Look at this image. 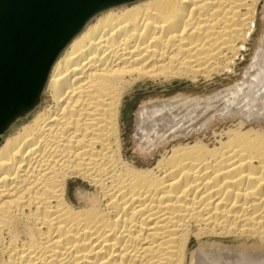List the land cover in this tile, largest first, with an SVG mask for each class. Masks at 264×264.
Returning <instances> with one entry per match:
<instances>
[{
    "label": "bare ground",
    "instance_id": "1",
    "mask_svg": "<svg viewBox=\"0 0 264 264\" xmlns=\"http://www.w3.org/2000/svg\"><path fill=\"white\" fill-rule=\"evenodd\" d=\"M260 4L131 0L91 15L37 103L0 133V264H264ZM244 51L240 81L206 107L183 114L170 97L141 114L159 124L152 138L229 125L147 167L127 160L120 117L134 85L235 75Z\"/></svg>",
    "mask_w": 264,
    "mask_h": 264
},
{
    "label": "water",
    "instance_id": "2",
    "mask_svg": "<svg viewBox=\"0 0 264 264\" xmlns=\"http://www.w3.org/2000/svg\"><path fill=\"white\" fill-rule=\"evenodd\" d=\"M131 0H0V133L39 100L58 52L95 12Z\"/></svg>",
    "mask_w": 264,
    "mask_h": 264
},
{
    "label": "rangeland",
    "instance_id": "3",
    "mask_svg": "<svg viewBox=\"0 0 264 264\" xmlns=\"http://www.w3.org/2000/svg\"><path fill=\"white\" fill-rule=\"evenodd\" d=\"M258 10V32L261 33L264 30V8L262 7V4L259 5ZM248 52L249 51L243 52L245 59L240 61L235 75H217L210 81L200 80L196 83L184 79H174L165 84H156L147 81L139 82L137 85H134L123 98L120 117L122 142L124 144L123 152L127 160L133 162L138 167H147L153 164L160 155L164 153V151L173 145H176V143L180 141L182 142L195 134L202 135L205 133L211 135V130L213 129H217V133H219L224 127H226V125H229V123H224L215 118L208 124L202 125V131L195 132L196 130H194L190 135L180 134L178 139L174 137L165 138L160 135L152 138L151 136L153 135V132L151 131L160 128L159 124H156L155 127L149 128V125L144 122L147 121L148 117L146 116L143 120L141 119V114L144 110L155 104H164L165 102L172 100H169L170 97H177L175 100L180 101L178 104H173L171 108L173 110H179L180 108L183 110V114H186L188 111L189 115H191V113L193 114L199 108H202V105L203 107H206L207 103L209 104L211 101L209 98L210 96L216 92L225 90L226 88L233 87L236 82L240 81L243 67L246 66L249 61ZM180 105H183V107H180ZM180 115H178V117H180ZM77 187V183L74 182L71 185V191L75 190Z\"/></svg>",
    "mask_w": 264,
    "mask_h": 264
}]
</instances>
